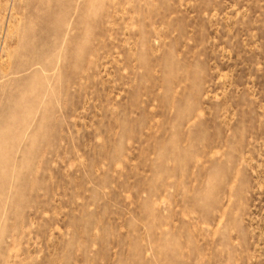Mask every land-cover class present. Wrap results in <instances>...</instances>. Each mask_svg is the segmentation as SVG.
<instances>
[{
  "label": "rangeland",
  "instance_id": "obj_1",
  "mask_svg": "<svg viewBox=\"0 0 264 264\" xmlns=\"http://www.w3.org/2000/svg\"><path fill=\"white\" fill-rule=\"evenodd\" d=\"M0 264H264V0H0Z\"/></svg>",
  "mask_w": 264,
  "mask_h": 264
}]
</instances>
